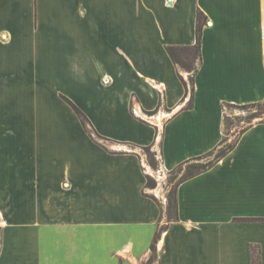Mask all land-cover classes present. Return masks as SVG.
<instances>
[{"label": "crops", "instance_id": "crops-1", "mask_svg": "<svg viewBox=\"0 0 264 264\" xmlns=\"http://www.w3.org/2000/svg\"><path fill=\"white\" fill-rule=\"evenodd\" d=\"M199 12L186 110L167 47L195 45ZM263 101L264 0H0V264H143L162 209L116 145H153L172 171L220 143L225 103ZM178 209L159 264H252L254 246L264 264V122L180 184Z\"/></svg>", "mask_w": 264, "mask_h": 264}, {"label": "trees", "instance_id": "trees-1", "mask_svg": "<svg viewBox=\"0 0 264 264\" xmlns=\"http://www.w3.org/2000/svg\"><path fill=\"white\" fill-rule=\"evenodd\" d=\"M206 21H207V17L202 12H199L198 17H197V30H196L197 40H196L195 45L167 47V51L171 59L173 60L174 64L178 67V69L184 70L187 73H189L188 79H185L183 76L180 75L182 83L184 84L185 89H186V97H188L189 94L191 95L190 101L185 107L186 110L194 108L195 76L198 73L199 65L202 63V34H203V27ZM62 98L66 103H68L71 106L73 111L76 113V115L82 122L83 126L92 136V138L96 141L104 140L103 137H101L98 133H96V131L93 130V128L91 127V122L89 118L87 117V115L69 98L64 97V96ZM227 106L238 108L244 111L254 112V114H256V117H250L249 119L244 120L245 125L242 127H240V125L238 124L237 127L239 128V131L236 133L235 139L231 143L227 144L228 132L229 130H231V127L235 125L232 122V119H230V117L226 114V111H225L224 136L222 140L220 141V143L208 153L198 156V157H194L192 159H189L171 171L173 173V172H178V171L182 172L185 170L184 174L182 175V178L180 179L176 187L169 193L167 197V207L165 208L162 207L155 198L148 196L146 194V196L155 200L162 209V216L158 223V227H157L154 239L151 243L150 253L146 261V264H154V263L159 264L160 258L159 259L157 258L158 243L161 240L163 233L166 232L170 228V225L179 220L178 187L180 186V184L190 178H193L209 170L214 165H216L221 159H223L230 152H232L236 148L237 144L239 143L244 133L255 125V123H253V120H255V118H261V120H259V122L257 123L264 122V118H263L264 117V101L246 103V104L225 103L224 109H226ZM156 112L157 110L153 112H149L148 114L153 115ZM140 149L146 152V154L149 156L150 166L153 169H156L157 163H156L155 153H153L154 146L151 145V146L140 147ZM213 154H216L213 160L208 161L203 164L200 163L201 160H203L204 158H208L212 156ZM147 188L148 189L155 188V183L152 181V179L148 175H147V182H146V189ZM165 219H167V223H164V225H162ZM236 221H241V220H236ZM251 252H252V264H260V255L258 253V248L255 246L252 247Z\"/></svg>", "mask_w": 264, "mask_h": 264}, {"label": "rangeland", "instance_id": "rangeland-1", "mask_svg": "<svg viewBox=\"0 0 264 264\" xmlns=\"http://www.w3.org/2000/svg\"><path fill=\"white\" fill-rule=\"evenodd\" d=\"M188 79L189 75L187 73H184ZM63 97V96H62ZM66 97V96H64ZM68 98V97H67ZM63 99V98H62ZM226 114L232 119V122L234 123L235 126L231 127V130H229L228 135H227V144L231 143L235 137L236 133L239 131V128L237 125L239 124L240 127L244 126L246 119H249L250 117H256V114L251 111H244L240 110L238 108L230 107L227 106L226 109ZM147 118L149 121H153L155 117H160V119H165L170 115L168 111L165 109H162L160 111H157L155 114H146ZM135 116H138L135 114ZM264 118V117H263ZM261 120V118H255L253 120V123H257ZM244 121V122H243ZM160 135H161V129H160ZM104 145L108 146L109 148H112L110 146H113L112 144L107 143L106 141L100 140ZM117 149L121 150H134L137 151L141 157L144 159V169L148 173V176L152 179V181L155 183V188L153 189H146V194L148 196H151L155 198L159 204L162 207H167V197L169 193L176 187L180 179L182 178V175L184 174V171L182 172H171V171H165L162 166V155L161 151L158 150H153V153H155V158H156V163H157V168L153 169L150 164H149V156L146 154V152L140 148H135L133 146H128V145H116ZM216 154H213L212 156L208 158H204L203 160L200 161V163H206L208 161H211L215 158ZM167 223V219L163 221V224ZM166 227V226H164ZM0 240H1V233H0ZM160 257V250L158 249L157 252V258L159 259ZM148 259V257H147ZM146 260H144L143 264H146ZM156 264V263H154Z\"/></svg>", "mask_w": 264, "mask_h": 264}, {"label": "built area", "instance_id": "built-area-1", "mask_svg": "<svg viewBox=\"0 0 264 264\" xmlns=\"http://www.w3.org/2000/svg\"><path fill=\"white\" fill-rule=\"evenodd\" d=\"M134 114H136V115H138V116H140V111H138V110H136V109H134Z\"/></svg>", "mask_w": 264, "mask_h": 264}]
</instances>
